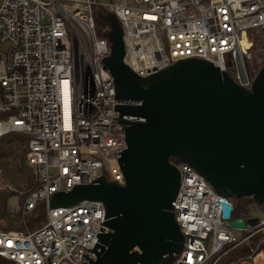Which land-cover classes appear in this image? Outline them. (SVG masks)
<instances>
[{
  "label": "built area",
  "instance_id": "built-area-1",
  "mask_svg": "<svg viewBox=\"0 0 264 264\" xmlns=\"http://www.w3.org/2000/svg\"><path fill=\"white\" fill-rule=\"evenodd\" d=\"M98 10L117 19L123 63L139 77L185 59L211 63L244 89L256 75L251 38L261 37L264 0H0V142L27 139L25 162L37 182L11 210L20 211L23 229L0 231V264H91L98 235L108 231L99 201L47 208L45 223L27 228L38 204L55 193L101 177L124 185L117 159L126 132L115 109L136 104L115 100L102 65L110 45L96 33ZM176 166L172 207L184 243L171 264H218L239 247L249 254L229 264H256L264 255V219L249 227L252 214L232 217V201L188 166ZM0 190L13 189L3 178ZM222 201L232 208L228 220Z\"/></svg>",
  "mask_w": 264,
  "mask_h": 264
},
{
  "label": "water",
  "instance_id": "water-1",
  "mask_svg": "<svg viewBox=\"0 0 264 264\" xmlns=\"http://www.w3.org/2000/svg\"><path fill=\"white\" fill-rule=\"evenodd\" d=\"M96 18L108 26L110 53L102 65L113 79L115 100L136 104L115 109L126 132V149L117 159L124 185L101 177L55 193L27 223L47 208L99 201L108 231L98 235L91 264H171L184 243L172 207L180 171L171 159L198 173L225 200L264 204V61L250 89L199 59L142 78L123 63L115 16L98 10ZM261 39L264 47V27ZM221 206L228 220L232 208L226 201Z\"/></svg>",
  "mask_w": 264,
  "mask_h": 264
},
{
  "label": "trees",
  "instance_id": "trees-1",
  "mask_svg": "<svg viewBox=\"0 0 264 264\" xmlns=\"http://www.w3.org/2000/svg\"><path fill=\"white\" fill-rule=\"evenodd\" d=\"M96 33L102 37L107 32V24L95 18ZM261 38L260 36H258ZM261 40V39H260ZM259 43V44H258ZM260 47L262 53L259 52L254 62L256 66H261L264 61L263 45L252 41V48ZM259 61V62H258ZM258 62V65H257ZM4 118L0 115V119ZM28 150L27 139L19 136H7L0 142V175L10 183L12 191L0 190V231L22 230L21 214L18 210L12 213L14 208L11 201H16V208H20L26 196L35 189L37 182L34 178L32 170L25 162V154ZM171 162L178 165L179 162L171 159ZM264 204L257 205L251 199H235L233 200L232 216L236 218L248 217L254 208L262 207ZM45 223L43 214L36 220L31 221L27 228L34 231ZM249 250L246 247H239L228 252L218 264L235 263L246 259Z\"/></svg>",
  "mask_w": 264,
  "mask_h": 264
},
{
  "label": "rangeland",
  "instance_id": "rangeland-1",
  "mask_svg": "<svg viewBox=\"0 0 264 264\" xmlns=\"http://www.w3.org/2000/svg\"><path fill=\"white\" fill-rule=\"evenodd\" d=\"M128 4H131V2H132V0H125ZM102 21V20H101ZM104 22V21H103ZM106 31H108V28L106 29ZM261 38H259L256 34H253L252 35V38H251V40L253 41V43L254 42H259L260 41V43L263 45V43H262V39L260 40ZM251 41V42H252ZM259 44V43H258ZM2 46L3 45H1L0 44V49L2 48ZM259 52H261L262 53V50H261V48L260 47H257V49H255L254 50V48H252L251 50H250V55H251V64H250V68L254 71V70H256L257 72H258V70H259V68H260V66H256L255 65V62H254V58H256V56H257V54H259ZM263 52H264V47H263ZM259 62V61H258ZM258 62H257V65H258ZM256 72V73H257ZM3 181V178H2V176L0 175V183ZM11 204H12V206L14 207V208H16V201L14 200V201H11ZM232 204H233V201H232ZM44 212V211H43ZM43 212L41 213V215L43 214ZM252 214V215H251ZM251 216L252 217H255V218H258V219H264V210H261V208L260 207H256V208H254L253 209V211L251 212ZM40 215V216H41ZM233 217V216H232ZM242 218H245V217H242ZM257 262H258V259L256 260V264H257Z\"/></svg>",
  "mask_w": 264,
  "mask_h": 264
},
{
  "label": "bare ground",
  "instance_id": "bare-ground-1",
  "mask_svg": "<svg viewBox=\"0 0 264 264\" xmlns=\"http://www.w3.org/2000/svg\"><path fill=\"white\" fill-rule=\"evenodd\" d=\"M258 259V262H257V264H264V262H262V261H264V255H260V256H258L256 259H255V262H256V260Z\"/></svg>",
  "mask_w": 264,
  "mask_h": 264
}]
</instances>
